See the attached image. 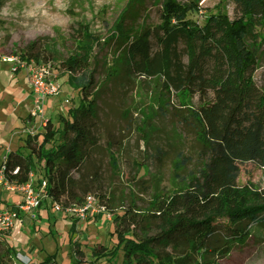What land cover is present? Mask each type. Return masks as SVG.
I'll use <instances>...</instances> for the list:
<instances>
[{"label": "trees", "instance_id": "16d2710c", "mask_svg": "<svg viewBox=\"0 0 264 264\" xmlns=\"http://www.w3.org/2000/svg\"><path fill=\"white\" fill-rule=\"evenodd\" d=\"M232 1L233 20L209 15L198 25L189 18L200 12L198 0L186 5L163 0L161 24L139 35L124 27L130 10L122 13L116 38L125 47L128 67L161 81L168 98L158 99V111L164 115L172 111L193 136L200 147L201 166L189 174L183 190L154 197L145 212L132 202L119 214L105 196L97 195L113 218L117 246L112 251L95 248L94 261L87 262L75 243L71 264H98L116 259L119 251L122 264H217L235 246L248 242L254 226L264 224V191L237 185L241 164L264 167V91L255 82L257 57L252 48L257 40L255 27L264 25V0ZM152 36L159 47L156 53L151 49ZM75 38V51L61 66L82 95L79 107L68 110V118H59L60 130L49 121L43 133L27 135L24 146L8 152L0 166L11 183L24 185L42 165L41 181L47 182L49 197L64 206L82 204L91 191H82L75 175L86 159V146L97 144L91 129L97 120L95 100H89L95 81L89 70L99 39L84 24L77 26ZM181 43L187 63L177 53ZM20 56L37 63L47 61L36 43ZM171 96L176 97L177 106ZM193 97H198L197 106L187 101ZM154 133L153 129L146 136L147 145ZM76 229L77 222H73L71 232ZM2 239L5 253L0 264H14L19 253ZM29 264H59L58 255Z\"/></svg>", "mask_w": 264, "mask_h": 264}, {"label": "rangeland", "instance_id": "374dc122", "mask_svg": "<svg viewBox=\"0 0 264 264\" xmlns=\"http://www.w3.org/2000/svg\"><path fill=\"white\" fill-rule=\"evenodd\" d=\"M193 1L197 0H177L183 5ZM198 1L200 12L189 16L198 25H203L209 15L222 14L230 20L236 16L232 0ZM132 2L3 0L0 9V54L20 55L30 44L36 43L47 58L41 63H50L53 67L61 91L56 97L47 99L45 113L57 130L61 129L59 118H68V110L78 108L82 101L75 81L61 66L75 51L77 26L87 25L98 37L99 44L89 70L94 73L95 81L89 100H95L97 120L91 129L97 144L86 146V159L75 179L82 191L91 190L87 195L105 196L119 214L132 202L145 212L154 197L183 190L189 174L201 166L200 147L193 136L177 122L172 111L165 115L158 111V99L168 98L161 81L144 77L128 67L125 47L116 38V23L126 10H130V15L124 27L129 33L139 35L142 30L158 28L163 0ZM255 34L257 40L252 45L257 57L254 78L264 91V25L255 27ZM150 44L152 53L159 51L154 36ZM177 53L179 59L187 63L183 43ZM10 69L3 65L0 70V166L8 152L24 146L27 135L45 131L28 118L32 98L25 74L13 76ZM170 100L173 106L178 105L175 96ZM187 101L195 106L199 103L198 97ZM153 129L155 133L147 145L145 138ZM42 173V165H39L34 177L36 184L42 180ZM237 185L264 191V167L257 163L241 164ZM2 195L13 196L0 192ZM44 207L39 221H30V226L25 222L20 240L2 237L13 245L16 253H26L34 263L58 255L59 264H71L75 243L81 246L87 262L94 261L95 248L102 246L112 251L117 246L118 241L112 236L113 218L108 212L78 224L73 233L72 220L54 212L49 202ZM3 208L0 205V209ZM4 253V244L0 242V256ZM15 256L16 260L28 264V259ZM16 260L12 262L15 264ZM122 262L123 252L119 251L116 259L101 260L98 264ZM217 264H264V224L254 226L248 242L235 246L231 254Z\"/></svg>", "mask_w": 264, "mask_h": 264}, {"label": "built area", "instance_id": "2783aa9c", "mask_svg": "<svg viewBox=\"0 0 264 264\" xmlns=\"http://www.w3.org/2000/svg\"><path fill=\"white\" fill-rule=\"evenodd\" d=\"M3 65L10 66V72L13 76L21 72L25 74L32 96L29 120L30 122H36L39 128L45 130L49 122L45 113L46 101L59 95L61 91V86L57 81L53 67L50 63L28 61L16 54H0V70ZM31 135L33 136L34 134ZM47 188L46 181L35 184L33 177L27 184H13L5 176L4 169L0 170V192L16 194L19 197V200L13 206L0 209L1 237H11L20 240L26 219L32 222L37 221L38 212L47 202L50 203L54 212L77 222V225L87 222L90 217L97 219L107 213L105 205L97 196H86L80 205L70 204L64 206L60 202L52 201L47 193ZM18 255L23 257V259H28V264L30 263L29 258L21 254ZM17 262L15 264H25L23 260H17Z\"/></svg>", "mask_w": 264, "mask_h": 264}, {"label": "crops", "instance_id": "0c3cea01", "mask_svg": "<svg viewBox=\"0 0 264 264\" xmlns=\"http://www.w3.org/2000/svg\"><path fill=\"white\" fill-rule=\"evenodd\" d=\"M30 94H31V92H30ZM31 98H32V96H31ZM28 117H29V115H28ZM33 180H34V178H33ZM34 182L36 184V181L35 180H34ZM18 200H19V197L16 194H13L12 197L11 196L2 195V196H0V205L3 206V207L13 206ZM44 208L45 207L43 206V208L38 212V220L37 221H39L42 218V214H43ZM25 222H26V225L27 226H30L31 225V222H30L29 219H26ZM71 222L73 223L74 221H71ZM26 225H24V227H26ZM20 254H24V256H26L27 258L30 259V257L26 253H20Z\"/></svg>", "mask_w": 264, "mask_h": 264}]
</instances>
